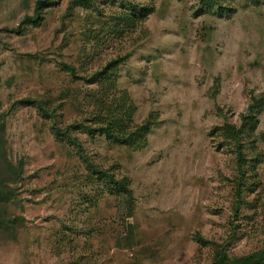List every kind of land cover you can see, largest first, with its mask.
Here are the masks:
<instances>
[{"label":"rangeland","instance_id":"1","mask_svg":"<svg viewBox=\"0 0 264 264\" xmlns=\"http://www.w3.org/2000/svg\"><path fill=\"white\" fill-rule=\"evenodd\" d=\"M71 1L0 0V264H212L261 251L264 103L242 175L214 129L264 102V0H224L228 17L152 0L120 38L107 28L121 0ZM111 61L132 122L151 116L138 149L91 124L84 78ZM104 173L126 178L130 198Z\"/></svg>","mask_w":264,"mask_h":264},{"label":"trees","instance_id":"2","mask_svg":"<svg viewBox=\"0 0 264 264\" xmlns=\"http://www.w3.org/2000/svg\"><path fill=\"white\" fill-rule=\"evenodd\" d=\"M88 1L90 0H73L70 4L83 7L86 6ZM144 1L146 3H123L121 0L120 11L113 15L111 25L107 28L109 34L120 38L124 33L132 32L136 26H142L145 19L153 12L152 0ZM198 3L199 12L201 13L214 14L218 17H228L232 14V9L221 5L224 0H198ZM13 31L18 32L17 29ZM87 35L89 36V33ZM87 35L85 37L86 42L90 38ZM118 62L111 61L97 73L88 77V79L84 78L85 82L93 86L92 95L97 97L96 105L91 109V124L107 139L123 144L130 149L136 147L138 149L145 143L146 135L151 126V121H149L151 116L138 125L132 122L134 107L130 98L125 91L115 89L114 71ZM66 69L71 76L74 75L73 68L66 67ZM262 103H264L262 99H253L239 115V126L225 125L214 129L215 136L219 137L223 142L232 145L240 175L243 174V172H240L241 168L245 166V161L242 157L243 140L254 131L256 125L255 117L261 111ZM87 128L90 129V127ZM54 133L59 135L60 131L56 130ZM63 138L68 142H73L65 133H63ZM79 151L80 149H78ZM79 156L91 171L96 174L99 173L83 156ZM104 174L107 176L108 183L112 185L111 187L116 192L121 193L123 196L125 195L126 199L130 198L129 182L126 178H121L117 181L106 173ZM212 264H264V248L256 253L230 260L222 256L214 260Z\"/></svg>","mask_w":264,"mask_h":264}]
</instances>
